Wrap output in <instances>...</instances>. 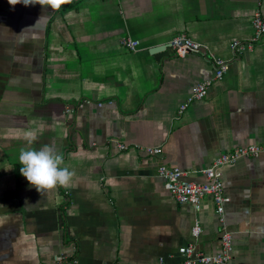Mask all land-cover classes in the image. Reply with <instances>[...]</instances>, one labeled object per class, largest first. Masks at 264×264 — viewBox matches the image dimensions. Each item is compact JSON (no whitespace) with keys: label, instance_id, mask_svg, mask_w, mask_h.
Masks as SVG:
<instances>
[{"label":"crops","instance_id":"obj_1","mask_svg":"<svg viewBox=\"0 0 264 264\" xmlns=\"http://www.w3.org/2000/svg\"><path fill=\"white\" fill-rule=\"evenodd\" d=\"M255 12L264 17V0H65L56 9L0 0V264H180L179 248L193 242L220 253L225 231L232 250L222 264H264V151L224 166V223L212 197L196 211L158 173L179 167L203 183L222 153L264 141V37L241 53L231 47L253 37ZM181 33L207 54L176 55L170 41ZM126 36L138 51L121 44ZM212 55L230 63L222 78ZM202 81L206 97L181 112ZM45 144L74 176L42 195L18 157Z\"/></svg>","mask_w":264,"mask_h":264},{"label":"built area","instance_id":"obj_2","mask_svg":"<svg viewBox=\"0 0 264 264\" xmlns=\"http://www.w3.org/2000/svg\"><path fill=\"white\" fill-rule=\"evenodd\" d=\"M254 30L253 37L248 41H233L231 47L241 53L252 47L253 43L261 41L264 37V17L260 12H255L251 19ZM121 44L132 51L140 49V41L131 36L121 39ZM170 45L176 55L184 56L189 52H201L203 45L193 40L188 35L181 33L173 37ZM207 54V52L205 53ZM216 66L215 76L222 78L229 70L230 63L221 57L213 56ZM210 81H202L193 86L191 94L185 103L181 105L180 111H184L188 104L197 99H203L208 94ZM126 145L120 144V149H125ZM148 154H159L162 152L160 147H147L144 149ZM264 151V141L262 143H250L246 145H238L233 149L222 153L209 166L204 168L202 172L207 177L206 182H195L185 178V171L179 167H170L161 165L158 169L159 175L163 178L165 187L173 197L180 203H189L196 211H200L202 200L206 196L213 198L216 205V212L220 222L224 223L225 204L228 197L224 194L223 187V168L228 164H233L244 157H258ZM203 231L202 223L196 218L192 228L193 236L198 240ZM223 250L220 253H206L197 248L196 242L187 244L179 248L181 255L180 264H222L229 260L232 250V236L229 232H223L222 237ZM64 257L59 258V263H63ZM76 262V260H75ZM160 264H165V259L160 258Z\"/></svg>","mask_w":264,"mask_h":264},{"label":"clouds","instance_id":"obj_3","mask_svg":"<svg viewBox=\"0 0 264 264\" xmlns=\"http://www.w3.org/2000/svg\"><path fill=\"white\" fill-rule=\"evenodd\" d=\"M8 2L13 7L22 3L25 6L39 4L56 9L65 3V0H8ZM34 139L35 137L30 134L28 144L31 145ZM18 160L22 165L21 175L42 195L57 186H67L74 176V172L64 166L63 155L58 154L48 144L38 150L31 147L21 148Z\"/></svg>","mask_w":264,"mask_h":264},{"label":"water","instance_id":"obj_4","mask_svg":"<svg viewBox=\"0 0 264 264\" xmlns=\"http://www.w3.org/2000/svg\"><path fill=\"white\" fill-rule=\"evenodd\" d=\"M167 46H168V45H167ZM167 46H166V47H167ZM158 48H159V47H155L153 51H154V52H155V51H158V50H159ZM201 51H203L204 53H206V52H207V50H206V49H204V47H203V49H202Z\"/></svg>","mask_w":264,"mask_h":264}]
</instances>
